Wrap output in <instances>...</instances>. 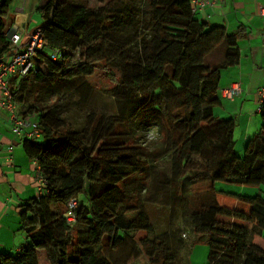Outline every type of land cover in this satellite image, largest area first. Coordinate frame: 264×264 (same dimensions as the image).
<instances>
[{"label":"trees","instance_id":"trees-1","mask_svg":"<svg viewBox=\"0 0 264 264\" xmlns=\"http://www.w3.org/2000/svg\"><path fill=\"white\" fill-rule=\"evenodd\" d=\"M12 1L0 0V59L9 53ZM36 10L42 46L31 69L9 86L21 115L38 126L39 137L24 138L23 149L47 184L20 205L25 244L0 249V264H39L38 250L50 264H113L103 248L133 240L137 231L145 233L138 243L150 262L177 264L170 243L183 229L207 244V264H264V249L253 241L264 235L263 196L247 199L249 226L217 219L216 182L264 185V105L260 132L242 155L234 149L235 117L215 113L221 71L239 61L236 36L201 22L190 0H42ZM214 52L217 59H209ZM98 68L113 84L111 97L130 102L127 116H145L155 131L148 158L133 130L119 129L121 121L102 123L96 114L73 124L59 105L38 98L52 91L51 77L73 82ZM147 169L148 185L152 178L167 185L171 210L180 211L179 227L161 237L141 208L146 183L135 181Z\"/></svg>","mask_w":264,"mask_h":264},{"label":"rangeland","instance_id":"rangeland-1","mask_svg":"<svg viewBox=\"0 0 264 264\" xmlns=\"http://www.w3.org/2000/svg\"><path fill=\"white\" fill-rule=\"evenodd\" d=\"M41 1L42 0L29 1L25 14L16 18V21L21 27L27 23L29 28L35 29L42 24L43 20L39 17L36 10V5L40 4ZM88 1L92 5H101L107 0ZM19 3L20 0H13L10 4V17L13 16V10ZM207 26L211 27L212 25ZM21 31L24 32L22 29ZM217 55L218 52H214L209 59L216 60ZM50 82L53 83V86L51 87L52 91H40L38 93V98L40 96L47 97L49 104L59 105V107L64 110L63 115L66 121L72 122L73 124L80 122L86 123L89 115H92L95 119L96 114L102 117V123L109 121L115 124L118 123L117 121H121L122 125L119 129L123 128L124 125L130 127L133 130L132 133H135L137 137L136 144L142 149L141 151H143L148 158V147H151L149 146V141L155 139V131H153V129L148 131V123L145 120V116L142 117L138 114L134 117L131 112L130 116H127L128 112H126V109L130 102H120L111 97L109 89L113 84L105 77L104 71L101 68H98L93 75L84 79L78 78L73 82H70L67 80L62 81V79L57 77H51ZM72 83H74V85ZM30 102H32V99H29L27 104ZM254 112H256V106ZM256 114L257 115L255 116L258 119V127L257 129H250L249 137H253L254 132L257 134L260 132V115L259 112H256ZM93 118L89 121L91 123L89 125L90 127L93 124ZM237 125L240 129H243L246 124L245 122H241L240 124L238 122L236 126ZM237 131L238 130L236 129V142L234 149L238 155H242L246 141H244L243 135H240ZM145 175V178L147 179L138 178L135 180L139 181L143 179L142 182L146 183L144 187L145 189L143 188L140 192L141 208H144L147 213H149L150 219L155 225L156 235L157 237H161L162 235L160 233L179 227L178 225H180L181 218L180 211L176 206L171 210V197L168 186L158 182V178H152L148 185V169L146 170ZM151 177H153V174ZM214 187L218 192L227 193L224 196V204H227L228 207H220L221 209L217 213V219L219 221L249 226L250 221L247 214L250 206L248 202H238L235 206L232 204L235 202L236 197L247 199H253L256 195L264 197V185L245 186L218 181L214 184ZM204 198H207V196L205 195ZM78 199L81 201L83 200L82 196H79ZM232 199L235 200L232 201ZM174 235L176 238L170 243V246L175 251L177 264L208 263V246L205 242L201 240H193L194 238L192 234L186 229H183ZM143 237H145V233L137 231L133 236V240H124L113 249L104 247L103 250L113 264H160L150 262L144 247L139 246L138 241ZM151 237L153 238V235H151ZM254 240L259 243L258 245L262 247V249H264V235L261 237L254 235L253 241ZM156 241H158V238ZM14 251V249L10 250V252ZM38 258L39 264H50L46 259L44 250H38Z\"/></svg>","mask_w":264,"mask_h":264},{"label":"crops","instance_id":"crops-1","mask_svg":"<svg viewBox=\"0 0 264 264\" xmlns=\"http://www.w3.org/2000/svg\"><path fill=\"white\" fill-rule=\"evenodd\" d=\"M197 15L205 25L221 26L227 33L236 36L239 61L221 71L218 92L221 103L215 108V113L220 117L234 116L236 124L245 122L243 129L238 125L236 129L246 141L250 129L258 127L254 112L255 92L258 87L264 86V0L218 1L214 6L197 12ZM21 29L25 32L32 28L26 23ZM9 55L10 52L5 56ZM232 81L239 82L241 93L228 97L225 90ZM2 98L0 94V249L16 251L26 241L20 229V205L35 196L36 190L32 180V159L23 149V139L26 137L11 133L10 112L1 106ZM17 110L21 115L18 103ZM256 134L253 133L254 136ZM214 191L220 207H228L224 204L227 193ZM246 201L247 198L236 197L232 205Z\"/></svg>","mask_w":264,"mask_h":264},{"label":"built area","instance_id":"built-area-1","mask_svg":"<svg viewBox=\"0 0 264 264\" xmlns=\"http://www.w3.org/2000/svg\"><path fill=\"white\" fill-rule=\"evenodd\" d=\"M30 0H20V3L13 10V21L10 23L6 37L9 41L8 57L3 56L0 59V94L2 95L1 106L7 109L9 119L12 122L10 126L11 133L15 136H24L26 138H38L40 135L38 126L35 121L22 117L18 114L17 103L10 89V82L13 76L23 78L32 67L34 50L42 46L41 28L36 27L31 31H21V25L16 21L18 16L24 15ZM191 10L199 12L205 8L214 6L218 1L223 0H190ZM55 51V50H54ZM53 51V53H54ZM52 53V56H53ZM228 97L241 93V87L238 81H232L225 90ZM256 112L262 110L264 105V86L258 87L255 92ZM32 180L35 186L36 195L45 192L47 181L42 173L41 166L36 159H32ZM76 205L75 200H71L70 207ZM68 220L73 219L71 211L66 213ZM184 236V235H183Z\"/></svg>","mask_w":264,"mask_h":264}]
</instances>
